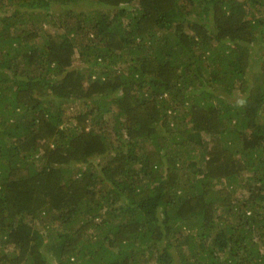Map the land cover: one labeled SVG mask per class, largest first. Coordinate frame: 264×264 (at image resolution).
Instances as JSON below:
<instances>
[{"label": "trees", "instance_id": "trees-1", "mask_svg": "<svg viewBox=\"0 0 264 264\" xmlns=\"http://www.w3.org/2000/svg\"><path fill=\"white\" fill-rule=\"evenodd\" d=\"M0 264H264V0H0Z\"/></svg>", "mask_w": 264, "mask_h": 264}, {"label": "rangeland", "instance_id": "rangeland-1", "mask_svg": "<svg viewBox=\"0 0 264 264\" xmlns=\"http://www.w3.org/2000/svg\"><path fill=\"white\" fill-rule=\"evenodd\" d=\"M75 111H77V109H75L74 107H72L70 110H69V115H74Z\"/></svg>", "mask_w": 264, "mask_h": 264}]
</instances>
